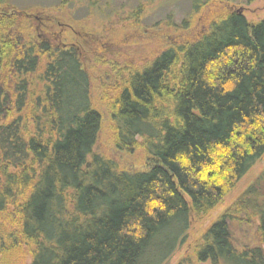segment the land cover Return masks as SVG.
<instances>
[{
    "label": "trees",
    "instance_id": "16d2710c",
    "mask_svg": "<svg viewBox=\"0 0 264 264\" xmlns=\"http://www.w3.org/2000/svg\"><path fill=\"white\" fill-rule=\"evenodd\" d=\"M12 12L0 9V220L18 225L31 264H166L191 212L209 214L264 157V20L233 12L129 71L112 109L115 146L141 148L151 167L128 172L94 154L103 118L78 50ZM242 215L257 220L260 248H235ZM195 256L264 264V171Z\"/></svg>",
    "mask_w": 264,
    "mask_h": 264
},
{
    "label": "rangeland",
    "instance_id": "374dc122",
    "mask_svg": "<svg viewBox=\"0 0 264 264\" xmlns=\"http://www.w3.org/2000/svg\"><path fill=\"white\" fill-rule=\"evenodd\" d=\"M1 10H23L27 31L54 47H74L91 80L92 101L102 114V129L94 154L122 171H146L149 157L141 148L123 152L115 146L111 115L119 88L130 70L144 68L155 54L202 35L210 25L243 11L251 25L264 20V0H2ZM141 7V8H140ZM140 8V10H139ZM29 15V16H28ZM184 22H187L184 26ZM39 36H35L38 39ZM264 171L259 160L223 202L203 217L190 215L187 241L166 264L199 263L196 248L211 226L237 202ZM239 251L260 248L257 220L242 215L231 223ZM14 220H0V264H31V246L19 242ZM19 242V243H16Z\"/></svg>",
    "mask_w": 264,
    "mask_h": 264
},
{
    "label": "water",
    "instance_id": "95a60500",
    "mask_svg": "<svg viewBox=\"0 0 264 264\" xmlns=\"http://www.w3.org/2000/svg\"><path fill=\"white\" fill-rule=\"evenodd\" d=\"M238 14L242 15L243 14V11L242 10L238 11Z\"/></svg>",
    "mask_w": 264,
    "mask_h": 264
}]
</instances>
